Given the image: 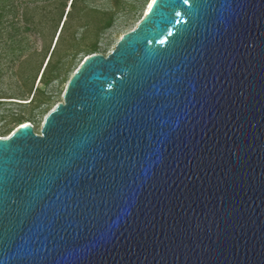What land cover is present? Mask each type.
Segmentation results:
<instances>
[{
  "label": "water",
  "instance_id": "water-1",
  "mask_svg": "<svg viewBox=\"0 0 264 264\" xmlns=\"http://www.w3.org/2000/svg\"><path fill=\"white\" fill-rule=\"evenodd\" d=\"M0 264H264V0H153L0 138Z\"/></svg>",
  "mask_w": 264,
  "mask_h": 264
},
{
  "label": "rangeland",
  "instance_id": "rangeland-1",
  "mask_svg": "<svg viewBox=\"0 0 264 264\" xmlns=\"http://www.w3.org/2000/svg\"><path fill=\"white\" fill-rule=\"evenodd\" d=\"M71 1L0 0V97L28 103L31 92L41 85L37 72H43L54 49L51 63L60 59L59 67L51 73L59 79L44 89L47 103L34 110L30 105H1L0 117L5 118H0V128L13 116L21 115L39 134L44 118L62 102L65 88L83 60L93 54H109L118 40L136 27L151 0H76L70 7ZM109 14L112 23L102 29ZM95 42L97 50L90 54L87 47ZM17 127L10 124V132L0 138L8 137Z\"/></svg>",
  "mask_w": 264,
  "mask_h": 264
},
{
  "label": "trees",
  "instance_id": "trees-1",
  "mask_svg": "<svg viewBox=\"0 0 264 264\" xmlns=\"http://www.w3.org/2000/svg\"><path fill=\"white\" fill-rule=\"evenodd\" d=\"M75 1L76 0L71 1L70 7L74 6ZM112 17H113L112 14H109V19L107 20L106 24L103 26L102 29H106V28L110 27V25L112 23ZM0 24H1V22H0ZM87 50L91 52L90 54L95 53V51L97 50L96 42L94 44H92L90 47H87ZM54 51H55V49L51 53V56H50L48 62L46 63L43 72L41 74H40V70L37 72V74L39 75L38 83H40L41 85H40V87L37 86L33 90V92H31V94H30L31 97L28 100L29 102L28 103H20L19 101H16V100H22V99H18V98H14V97H0V106L4 105L5 103H16L19 105H30V110H34L36 108H39L40 105L47 103L49 98L45 99V97H44L45 96L44 95L45 90L44 89L46 87H48L52 83V81H56L59 79V75L51 76L52 71H54L55 69L57 70V66L59 67V60H60V59H58V61H56L55 63H53V64L51 63V59H52V56L54 54ZM48 55H49V53H48ZM48 55L46 56L45 60L48 58ZM45 60L43 61L42 65L45 63ZM24 74H26V73L24 72ZM0 75H1V72H0ZM23 77H24V75H23ZM24 79L26 82L29 81L25 77H24ZM6 100H10V101H6ZM44 112H45V110L41 111L40 114H43ZM0 118L4 119L5 116H1ZM26 122H28V121H25L21 115L13 116L12 118H10L8 121H6L1 126L0 137H4L10 132L9 131L10 129L8 128V126L10 124H16V125L18 124V126H19V125L24 124Z\"/></svg>",
  "mask_w": 264,
  "mask_h": 264
},
{
  "label": "bare ground",
  "instance_id": "bare-ground-1",
  "mask_svg": "<svg viewBox=\"0 0 264 264\" xmlns=\"http://www.w3.org/2000/svg\"><path fill=\"white\" fill-rule=\"evenodd\" d=\"M152 2H153V0L150 1L149 5H148V7H147L146 12L148 11V9H149L150 5L152 4Z\"/></svg>",
  "mask_w": 264,
  "mask_h": 264
}]
</instances>
